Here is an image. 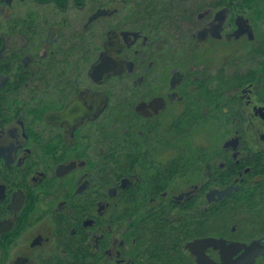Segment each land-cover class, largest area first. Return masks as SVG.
Segmentation results:
<instances>
[{"label": "flooded vegetation", "instance_id": "af4514ba", "mask_svg": "<svg viewBox=\"0 0 264 264\" xmlns=\"http://www.w3.org/2000/svg\"><path fill=\"white\" fill-rule=\"evenodd\" d=\"M250 213L264 0H0V264H222Z\"/></svg>", "mask_w": 264, "mask_h": 264}, {"label": "water", "instance_id": "95a60500", "mask_svg": "<svg viewBox=\"0 0 264 264\" xmlns=\"http://www.w3.org/2000/svg\"><path fill=\"white\" fill-rule=\"evenodd\" d=\"M227 192L229 191L224 192V194H226ZM214 242L215 240L213 239L199 240L191 243L189 247L194 250V248L198 247L200 243H206L207 245H209ZM215 244L217 247H220L225 251L230 252L231 254L242 251V254L236 259H231V257L227 259L224 257L222 264H255L260 256H264V238L254 240L250 244L232 242L228 245L225 240H218L217 242H215ZM197 255L198 263L206 264L205 261L208 260V258L199 252H197Z\"/></svg>", "mask_w": 264, "mask_h": 264}, {"label": "rangeland", "instance_id": "374dc122", "mask_svg": "<svg viewBox=\"0 0 264 264\" xmlns=\"http://www.w3.org/2000/svg\"><path fill=\"white\" fill-rule=\"evenodd\" d=\"M246 48V46L245 45H243V44H234V45H228V46H225V47H222V48H219V50H218V52H217V54H218V56L219 55H230V54H232V52H234V51H236L237 49L238 50H240V49H245ZM225 119H226V117L224 116L223 117V122L225 123ZM207 128H209V127H207ZM206 139L207 140H210L211 139V137L209 136V131H206ZM261 209H262V207H261ZM240 214H246V213H240ZM245 215H239L238 217H237V219L239 220V221H241V222H246L247 220H245L246 218L244 217ZM246 216H247V214H246ZM255 217V219H254V227H255V229L254 230H256V228H258L259 230L262 228H264V220H263V218H256V214H253V213H250L249 214V219H251V218H254ZM256 264H264V256L263 257H260L258 260H257V262H256Z\"/></svg>", "mask_w": 264, "mask_h": 264}]
</instances>
